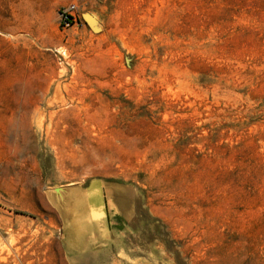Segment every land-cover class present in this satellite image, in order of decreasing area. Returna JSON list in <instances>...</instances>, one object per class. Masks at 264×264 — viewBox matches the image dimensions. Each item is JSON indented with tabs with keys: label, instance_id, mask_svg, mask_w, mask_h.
<instances>
[{
	"label": "rangeland",
	"instance_id": "obj_1",
	"mask_svg": "<svg viewBox=\"0 0 264 264\" xmlns=\"http://www.w3.org/2000/svg\"><path fill=\"white\" fill-rule=\"evenodd\" d=\"M0 21V264H264V0H0Z\"/></svg>",
	"mask_w": 264,
	"mask_h": 264
},
{
	"label": "bare ground",
	"instance_id": "obj_2",
	"mask_svg": "<svg viewBox=\"0 0 264 264\" xmlns=\"http://www.w3.org/2000/svg\"><path fill=\"white\" fill-rule=\"evenodd\" d=\"M99 198L94 194V192L88 193L86 195H83L82 197H79L78 195H74L71 200H69V206L73 207L74 210H76L77 219L75 221V231L82 237L85 234V231H88L89 229H96L99 227V221L101 220V215H95L96 208L98 207ZM86 209V207L89 208V211L87 213H81L80 208ZM91 210V211H90ZM99 216V217H98ZM87 223V224H86ZM99 238V237H98ZM2 248H0V254H1ZM1 260V257H0ZM3 260V259H2Z\"/></svg>",
	"mask_w": 264,
	"mask_h": 264
},
{
	"label": "built area",
	"instance_id": "obj_3",
	"mask_svg": "<svg viewBox=\"0 0 264 264\" xmlns=\"http://www.w3.org/2000/svg\"><path fill=\"white\" fill-rule=\"evenodd\" d=\"M59 22L62 28H69L77 23L78 20V4L72 2L58 11Z\"/></svg>",
	"mask_w": 264,
	"mask_h": 264
},
{
	"label": "crops",
	"instance_id": "obj_4",
	"mask_svg": "<svg viewBox=\"0 0 264 264\" xmlns=\"http://www.w3.org/2000/svg\"><path fill=\"white\" fill-rule=\"evenodd\" d=\"M5 26H4V23L3 22H1L0 21V32H2V31H4V28ZM97 184V183H96ZM98 186H99V188H100V185L98 184ZM114 193H115V188H114V186L112 185V190H110V193L109 194H111L113 197H112V199L114 200L115 198H114ZM109 197V200L111 201L112 199H110L111 197H110V195L108 196ZM112 202V201H111ZM102 207H103V205H102ZM104 212V211H103ZM105 217V216H104ZM87 224V223H86ZM83 235V234H82ZM82 235L80 236L79 234H78V236H77V239H79L80 240V242L82 243V244H85L89 239L91 240V239H93V240H97L98 239V237H95V235H94V233H93V231H91L90 232V229L88 230V231H85V234H84V236L82 237ZM86 238V239H85Z\"/></svg>",
	"mask_w": 264,
	"mask_h": 264
}]
</instances>
